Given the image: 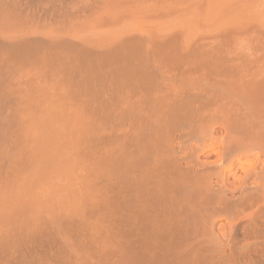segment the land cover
<instances>
[{"label":"rangeland","instance_id":"374dc122","mask_svg":"<svg viewBox=\"0 0 264 264\" xmlns=\"http://www.w3.org/2000/svg\"><path fill=\"white\" fill-rule=\"evenodd\" d=\"M263 34L264 0H0V104L4 100L0 106V264H130L129 228L123 226L118 237L115 194H111L115 193V175L112 176L114 156L110 154L116 146L112 138L116 136V126H112L116 124L113 86L129 82L128 85H180L183 90L186 85H248L240 80L246 78L250 64L256 71L261 67L256 76L264 77ZM255 58L262 62L255 61L260 66L254 63ZM220 62L222 67L228 65L225 70H220L224 69ZM226 67L234 70L228 72ZM229 100L234 103L233 97ZM207 123L202 120L201 126ZM214 131L223 132L218 123ZM218 225L225 238L226 220L222 218ZM232 231L235 244L246 240V248L231 251L228 247L227 256L210 259L197 246L190 250L196 259L178 264H264V201H246Z\"/></svg>","mask_w":264,"mask_h":264},{"label":"bare ground","instance_id":"6f19581e","mask_svg":"<svg viewBox=\"0 0 264 264\" xmlns=\"http://www.w3.org/2000/svg\"><path fill=\"white\" fill-rule=\"evenodd\" d=\"M164 15H165V13H164ZM232 32H233V30H232ZM263 36H264V34H263ZM232 39H233V37H232ZM161 40H160V42H161ZM235 40H237V38ZM138 42H140V40H138ZM152 42H154V41H152ZM136 43H137V41H136ZM172 43H173V40H172ZM262 43H263V41H262ZM137 47H138V45H137ZM162 50H163V48H162ZM153 52H151V53H153ZM159 54H160V52H159ZM151 56H152V54H151ZM156 56L158 57V55H156ZM164 56H163V58H164ZM119 57H120V55H119ZM134 57H136V55ZM148 58L149 57H147V59ZM131 59H132V57H131ZM153 59H156V58H153ZM255 59L253 61L256 65L259 63H262L259 60L257 61V59L256 60ZM135 60H137V59H135ZM160 60H159V62H160ZM163 60H165V58ZM89 61H90V59H89ZM141 61H140V63H141ZM253 61H251V62H253ZM255 61H257L259 63H256ZM150 62H152V61H150ZM97 63H99V62H97ZM135 63H137V62H135ZM188 63L191 64V60ZM249 63L250 62H248L247 65H249ZM254 63H253V65L256 66ZM151 64H153V63H151ZM215 64H216V62H215ZM121 65H120V67H122ZM125 65H126V63H125ZM154 65L156 66V63H154ZM230 65L232 66V64H229V67H230ZM219 66H220V64L218 63L217 67L219 68ZM225 66H228V65H225ZM225 66L222 67V63H221V68H224ZM237 66H234V69H235V67L237 69H240L239 67H241V68L243 67V65L242 66L240 65L239 67H237ZM258 66H260V64ZM130 67H132V69H133V66H130ZM249 68H250V70H248ZM213 69H216V68H213ZM226 69H228V72L234 70V69L232 70V68H230V70H229L228 67H226ZM248 69H247L246 78L244 76L240 80L241 83H246L248 85H243L240 87H227V86H215V85L211 86V87H202V86H196V85H186L185 89L182 90L180 85H178V86H176V85H157V84L155 85L154 83L153 84L155 86H152L151 84H149V85H135L136 84L135 83L136 82L135 77H134L135 82L133 81L132 78H131L132 80L129 79V81H133L132 84L135 83L134 85H128L129 82L127 83V85H124V84L120 85L121 84L120 82H119L120 84H118V85H114V86L112 85L114 88L113 89L114 94H112V95L110 94V95L111 96L114 95L113 99L115 98L112 103H115L114 106L116 108L115 109L116 112L114 109H112V110H114L113 112L115 115L116 124L115 125L110 124V126L111 125L114 127L116 126V131H115L116 133L112 132L113 128H111L112 131H110V132L116 134V136H115V134H113L115 137H112V138H114V144H116V146H114V144L112 143L114 148H115L112 151V154H114V155L110 154V152H109V154L111 155V157L114 156V159H112V160H114L112 162V167H113V164H114V167L113 168L111 167V168L114 170V173L112 172L113 173L112 176L115 175V178H114L115 182L113 181L114 179L113 180L110 179V180H111V182H114L115 185L113 183H109V184L114 185V189H115V193H111V194H115V196L113 197V198H115V199H113V202L115 200V202H114V204H115L114 214L116 217V227H117L118 237L120 236V231H122L123 226H127L129 228V232H130V236H131V242L129 243L130 244V252H129L130 253L129 254L130 255L129 263L130 264H178V263H182V262H187L189 260H193V259L197 258V256L192 255L191 252L193 250H196L198 247L200 250L205 251L207 253V256L210 259H215V258L220 259V258L228 255V253L225 251V248L230 247L229 249L231 251H236L239 249H244V247L247 245L248 242H246L245 239H244L245 243H242L241 245H238V243L235 244L236 237H233V235H232V233H233L232 228L235 225V220L239 219L241 217V214L243 213V210H244V203L246 201L251 200V199H260V201H264V77L258 78L256 76V74H257L259 69L257 68L258 69L257 71H256V68L252 69L251 64L249 65ZM115 70H116V68H115ZM220 70H225V68L220 69ZM152 71L153 70H151V72ZM110 72H108V73H110ZM132 72H134V71L132 70ZM111 74L112 73H110V75ZM110 75H109V77H110ZM141 75H138V76L143 77ZM119 76H123V75H119ZM138 76H136V77H138ZM150 76H151V74H150ZM120 80L122 81L123 79H120ZM141 80H143V79H141ZM139 82H138V84H139ZM146 82H147V79H146ZM107 86H109V85H107ZM110 87H111V85L109 86V88ZM234 88H239V89L235 90ZM59 89H60V87H59ZM86 90H85V92H86ZM92 90H95V89H92ZM105 91H106V88H105ZM64 92H66V91H64ZM113 92H111V93H113ZM88 93L86 92L87 95H88ZM81 94H82V92H81ZM81 94H80V96H82ZM83 94H85V93H83ZM103 94L105 96V92ZM106 94H108V93H106ZM68 95H69V93L67 94V96ZM92 95H94V94H92ZM107 96H109V95H107ZM101 97H102V95L100 96V98ZM231 97L234 98L233 104H231V101L229 100ZM12 98H13V96H12ZM16 98H18V97H16ZM93 98H95V97H93ZM103 98H101V99H103ZM68 99L69 98H67V100ZM95 99H97V98H95ZM104 100H105V98H104ZM64 101H60V103L61 102L64 103ZM83 101H84V99H83ZM197 101H198V103H196ZM2 102H4V100L1 101V104H2ZM79 102H81V101H79ZM93 102H94V100H93ZM10 103H11V101H10ZM194 103H196V104H194ZM1 104H0V106H1ZM11 105H13V104H11ZM104 105H106V104H104ZM14 106H15V104H14ZM66 107H68V106H66ZM111 107H113V106H111ZM13 108L14 107H12L11 109H13ZM4 109L8 110V108H4ZM98 110H100V109H98ZM26 112H27V110H26ZM108 112L109 111H107V113ZM16 113H17V111H16ZM10 114H12V113H10ZM70 114H71V112H70ZM8 115H6V116H8ZM12 115H14V114H12ZM31 115H32V113H31ZM71 115H73V114H71ZM112 115H113V113H112ZM204 115H206V116H204ZM4 117H5V115H4ZM15 117H14V119H15ZM111 118L113 119L114 117L112 116ZM10 119H11V117H10ZM73 120H75V119H73ZM98 120H99V118H98ZM202 120H205V122H209V123H207L204 127H202L201 126ZM18 121H19V118H18ZM21 121H23V120H20V122ZM75 121H77V120H75ZM113 122H114V120H112V122H110V123H113ZM217 123L219 126H221V129L223 131L220 134L216 133L214 131V124L217 125ZM25 125H27V124H25ZM8 127L6 126L5 128H8ZM105 127H107V126H105ZM105 127H103V129ZM12 129H14V127ZM12 129H8V130H12ZM106 129H108V128H106ZM109 130H110V128H109ZM13 131H15V130H13ZM6 132H8V131H6ZM94 134H96V133H94ZM103 134H105V133H103ZM103 134H102V136H104ZM6 135H8V134H6ZM74 135H75V133H74ZM4 136H3V138H4ZM108 136H110V134ZM111 136H112V134H111ZM8 137H9V135H8ZM15 137H17V136H15ZM5 138H7V137L5 136ZM0 139L3 140L2 138H0ZM115 139H116V143H115ZM69 140H70V138H69ZM22 141H20V142H22ZM111 141H112V139H111ZM10 142H11V140H10ZM10 142H8V143H10ZM16 142H17V140H16ZM85 142H87V141H85ZM110 142H108V143H110ZM104 143H106V142H104ZM104 143H101V144H104ZM108 146H111V145H108ZM11 147H12V145H11ZM6 148H8V147L6 146ZM110 148L112 149L113 147L111 146ZM71 149H72V147H71ZM94 149H96V148H94ZM104 149H106V148H104ZM104 149L101 148L100 150H104ZM86 150H87V148H86ZM81 151H82V149H81ZM97 151H99V150H97ZM105 153H106V150H105ZM6 154H7V152H6ZM29 154H31V153H29ZM100 154H102V152ZM71 155H73V154H71ZM108 155L106 157L110 156V155L109 156ZM85 157L83 159H85ZM102 157H105V156H102ZM88 158H89V155H88ZM9 159H11V158H9ZM83 159H82V161H83ZM15 160H16V158H15ZM73 160H74V158H73ZM7 162H6V166H7ZM89 162H91V161H89ZM105 162H106V160H105ZM95 163H96V161H95ZM71 164H74V162ZM11 165H12V162H11ZM14 165L12 166L13 168H15ZM22 165H24V164H22ZM96 165H98V164H96ZM3 166H4V164H3ZM65 166L67 167L69 165H65ZM88 167H90V166H88ZM19 168L20 167H18V169ZM102 169H104V168H102ZM16 171H17V169H16ZM66 171H68V170H66ZM61 172L63 173V171H61ZM105 174H107V172ZM85 175H88V174H85ZM12 176H14L13 173H12ZM72 176H74V174ZM107 176L109 177V175H107ZM76 177H74V178L76 179ZM94 177H95V174H94ZM64 179L65 178H63V180ZM50 182H52V180ZM89 182H91V181H89ZM62 183H64V182H62ZM45 184H47V183H45ZM66 184H68V181ZM43 187H45V186H43ZM65 187L66 186H64V188ZM81 187L84 188V186H82V185H81ZM85 187L87 188V186H85ZM112 187H111V189H112ZM90 189H92V188H90ZM39 191L41 193V190H39ZM107 191H108V189H107ZM4 192L6 193V189ZM36 192H38V191H36ZM100 192H102V191H100ZM40 193H39V195H40ZM59 194H60V192H59ZM55 195H57V193ZM55 195H53V196H55ZM53 196H51V197H53ZM40 198H41V196H40ZM56 198L58 199L59 197L57 196V197H55V199ZM83 198H86V197H83ZM5 199H8V198H5ZM79 200H81V199H79ZM91 200H92V198H91ZM13 201H14V199H13ZM54 201H56V200H54ZM86 201H88V200H86ZM11 206H13V205H11ZM76 206L79 207V205H76ZM15 208H17V207H15ZM31 208L33 209V207H31ZM50 208H51V206H50ZM63 208H65V207H63ZM21 209H23V208H21ZM93 209H94V207H93ZM26 210H28V208ZM85 210L83 209V211H85ZM29 211H27V212H29ZM48 212H50V211H48ZM0 213H2V212H0ZM12 213H15V212L12 211ZM50 213H52V212H50ZM50 213H48V214H50ZM222 218L225 219L227 222V234H226L225 238H223V232H221V229H220L222 226L218 225V222ZM251 222L254 223L253 219H251ZM10 225H12V224H10ZM242 225L243 224H241V226ZM21 226H22V224H21ZM10 228H9V230H10ZM119 241H120V239L118 240V242L116 241L118 243L117 244L118 246H119ZM119 248H120V246H119ZM190 250H192V251L190 252ZM118 254H119V252H118Z\"/></svg>","mask_w":264,"mask_h":264}]
</instances>
